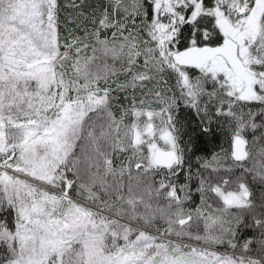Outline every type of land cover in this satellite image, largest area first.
<instances>
[{
	"label": "snow or ice",
	"instance_id": "obj_1",
	"mask_svg": "<svg viewBox=\"0 0 264 264\" xmlns=\"http://www.w3.org/2000/svg\"><path fill=\"white\" fill-rule=\"evenodd\" d=\"M0 264H264V0H0Z\"/></svg>",
	"mask_w": 264,
	"mask_h": 264
}]
</instances>
